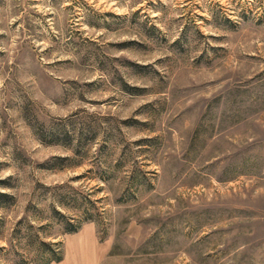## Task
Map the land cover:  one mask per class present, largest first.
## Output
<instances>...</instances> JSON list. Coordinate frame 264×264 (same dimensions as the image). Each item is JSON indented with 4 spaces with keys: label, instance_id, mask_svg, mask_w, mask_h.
Masks as SVG:
<instances>
[{
    "label": "rangeland",
    "instance_id": "1",
    "mask_svg": "<svg viewBox=\"0 0 264 264\" xmlns=\"http://www.w3.org/2000/svg\"><path fill=\"white\" fill-rule=\"evenodd\" d=\"M76 243L264 264V0H0V264Z\"/></svg>",
    "mask_w": 264,
    "mask_h": 264
},
{
    "label": "crops",
    "instance_id": "2",
    "mask_svg": "<svg viewBox=\"0 0 264 264\" xmlns=\"http://www.w3.org/2000/svg\"><path fill=\"white\" fill-rule=\"evenodd\" d=\"M76 246L72 245L73 253L68 251L65 258L61 259L57 262H52L50 264H89L92 258L90 251H87L85 248H83L82 244H75ZM84 249L79 252H76L77 249ZM96 257V256H95ZM94 257V261L97 260V258ZM90 258V260L88 259Z\"/></svg>",
    "mask_w": 264,
    "mask_h": 264
},
{
    "label": "trees",
    "instance_id": "3",
    "mask_svg": "<svg viewBox=\"0 0 264 264\" xmlns=\"http://www.w3.org/2000/svg\"><path fill=\"white\" fill-rule=\"evenodd\" d=\"M70 230H74V228H70ZM41 245H45L44 242H40ZM62 258L61 257H56L54 260L57 262V261H60ZM51 261V259L49 258L47 261H45L44 264H47L48 261Z\"/></svg>",
    "mask_w": 264,
    "mask_h": 264
}]
</instances>
